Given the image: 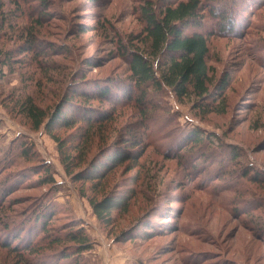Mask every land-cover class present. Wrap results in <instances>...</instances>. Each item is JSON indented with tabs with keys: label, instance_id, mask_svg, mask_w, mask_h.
Returning a JSON list of instances; mask_svg holds the SVG:
<instances>
[{
	"label": "rangeland",
	"instance_id": "1",
	"mask_svg": "<svg viewBox=\"0 0 264 264\" xmlns=\"http://www.w3.org/2000/svg\"><path fill=\"white\" fill-rule=\"evenodd\" d=\"M144 1L0 0V54H8L0 66V264L36 261L7 246L15 247V223L48 202L47 232L82 225L94 242L84 255L89 264H264V0H229L238 28L208 39L209 88L222 73L230 79L216 99L178 101L162 88L146 95L152 106L141 120L130 103L94 126L83 148L86 162L129 132L143 151L100 182H71L55 142L23 110L30 100L48 114L77 82L118 80L128 87L123 46L145 47L136 42ZM85 127L55 134L75 142ZM25 145L33 158L21 156ZM42 162L52 185L40 180ZM75 189L96 199L110 192L131 199L103 228Z\"/></svg>",
	"mask_w": 264,
	"mask_h": 264
},
{
	"label": "trees",
	"instance_id": "2",
	"mask_svg": "<svg viewBox=\"0 0 264 264\" xmlns=\"http://www.w3.org/2000/svg\"><path fill=\"white\" fill-rule=\"evenodd\" d=\"M207 3L219 7L207 10L204 7ZM230 7L229 0H163L158 3L146 0L138 8L141 31L136 37V42L145 47L123 46L125 50L121 58L130 72V86H124L118 80L74 83L72 89L68 88L48 114L30 100L25 101L23 110L26 116L33 128L38 129L43 125L44 131L55 142L59 163L71 182H100L112 170L125 162L138 160L143 153L131 138L133 133L129 132L130 138L126 141L123 137L114 139L85 161L87 157L83 148L89 141L92 129L95 125L111 121L118 107L134 104L138 121L152 106L151 99L146 96L150 91L169 89L178 101L191 96L197 101L216 99L224 92L230 82L226 73H222L217 84L209 88L208 39L238 28L237 19H240V15L233 11L236 6L232 5V10H229ZM205 13L211 18L209 25L204 22ZM7 55L6 52L0 54V66H5ZM92 102L99 103L101 107H92L89 105ZM79 124L86 127L75 142L55 134L58 130L71 129ZM199 135L196 134L191 140H196ZM20 154L23 158H33L27 145L23 146ZM41 166L43 176L40 180L54 184L48 164L42 162ZM75 190L81 198L85 197L81 190ZM85 199L98 224L106 228L113 223L112 212H125L131 197L110 192L99 199L93 196H86ZM49 204L33 206L37 208L28 215L27 220L15 223V247L7 246V249H14L15 253L24 251L36 259L35 262L22 264H89L84 255L93 249L94 242L82 225L64 229L60 234L51 235L47 232L53 216L49 215V209L52 208ZM123 234L131 236L129 232ZM34 236L40 237L33 239ZM42 240H46V243L42 244ZM56 246L60 248L53 250Z\"/></svg>",
	"mask_w": 264,
	"mask_h": 264
}]
</instances>
